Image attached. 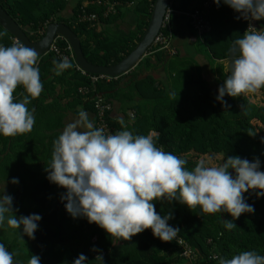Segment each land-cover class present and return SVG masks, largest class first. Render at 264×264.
<instances>
[{"label": "trees", "instance_id": "trees-1", "mask_svg": "<svg viewBox=\"0 0 264 264\" xmlns=\"http://www.w3.org/2000/svg\"><path fill=\"white\" fill-rule=\"evenodd\" d=\"M70 1L0 0V6L30 42L40 41L47 25L63 24L78 37L89 63L110 67L139 43L155 0H100V5L99 0H84L72 6ZM188 2L180 0L179 9L186 11ZM105 4L114 5L113 12L106 17ZM82 10L85 15L95 14L97 20L79 21ZM171 17L172 14L170 22ZM207 18L210 31L201 39L194 31L191 34L195 45L193 57L190 53L192 58L179 52L170 55L152 45L127 74L101 80L94 86L72 61L70 69L56 75L53 61L61 60L52 53L38 58L35 66L40 70L43 90L27 106L34 109L33 129L11 137L0 134V185H7V195L13 198V214L17 218L31 214L41 217L34 238H30L23 227H8L7 217L13 214L6 213L5 225H0V243L13 253L14 264H28L31 255L38 256L40 264H73L80 254L87 258L86 264H100L96 260L98 255L103 257L102 264H218V259L211 257L230 259L243 251L264 256V196L257 197L259 190L243 194L254 212L243 213L236 219L223 210L206 214L200 206L189 209L179 200H154L161 217L171 213L167 223L180 229L177 238L192 251L188 260L179 252L170 256L168 251L175 242L160 240L151 229L123 240L89 223L86 217L74 218L66 210L67 201L61 199L67 190L47 178L53 141L58 138L65 118L78 116L79 107L92 115L95 125V96L112 107L106 115L111 134L125 129L133 135L155 133L156 146L185 159L188 170L207 157L216 162L218 159L220 164L223 159L238 156L250 162L258 158L259 170L264 172V88L237 97L225 94L226 105L217 100L219 88L231 75L227 69L232 59L230 49L235 40L243 38L246 24L223 0L219 6L214 4ZM13 41L0 27V46L10 47ZM57 44L62 51L68 47L62 39ZM194 56L210 67L214 84L206 79ZM80 87H93L94 92L80 95ZM22 94L26 93L19 86L14 93L16 102L22 100ZM229 172L235 177L233 169ZM13 178L18 183L13 184ZM225 221L236 227L227 229Z\"/></svg>", "mask_w": 264, "mask_h": 264}, {"label": "clouds", "instance_id": "clouds-1", "mask_svg": "<svg viewBox=\"0 0 264 264\" xmlns=\"http://www.w3.org/2000/svg\"><path fill=\"white\" fill-rule=\"evenodd\" d=\"M219 6L221 0H214ZM223 3L241 13L244 18L264 19V0H223ZM231 75L218 90L217 100L226 105L224 96L255 94L264 88V30L245 32L234 41L230 49ZM39 55L18 39L10 47L0 46V134L11 137L32 131L35 124L34 109L27 107L31 99L40 96L43 84L37 66ZM55 74L60 75L73 65L67 57L53 61ZM22 86L26 94L16 102L14 93ZM121 125L124 122L120 121ZM187 161L162 147H157L151 135H133L127 129L105 134L97 128L88 113L80 110L78 119L67 124L53 141L50 165L46 168L50 182L67 190L66 210L74 218L86 217L110 236L130 240L151 229L155 237L164 242L177 238L180 229L169 226L171 213L161 217L153 201L179 200L189 209L200 206L203 213L215 214L222 210L234 219L243 213H253L254 207L245 202L244 193L259 190L264 196V172L258 158L250 162L238 156L223 159L220 164L200 159L192 170ZM229 169L236 173L235 177ZM13 184L18 179L13 178ZM13 198L0 197V225L6 213H12ZM41 217L31 214L17 218L7 217L8 227L20 229L34 238ZM229 230L236 227L225 221ZM218 259V264H264V256L255 251H243L230 259ZM80 254L73 264H86ZM96 260L102 264L103 257ZM0 264H14L13 253L0 243ZM28 264H40L31 255Z\"/></svg>", "mask_w": 264, "mask_h": 264}, {"label": "water", "instance_id": "water-1", "mask_svg": "<svg viewBox=\"0 0 264 264\" xmlns=\"http://www.w3.org/2000/svg\"><path fill=\"white\" fill-rule=\"evenodd\" d=\"M172 0H155L148 25L135 48L119 63L110 67H99L89 63L84 57L78 37L65 25L49 24L44 36L38 42L32 43L19 28L16 22L0 6V27L14 40H19L25 46L35 49L40 57L48 53L50 45L57 37L64 40L74 56V64L81 71L89 75H103L116 79L131 71L147 54L157 37L162 22Z\"/></svg>", "mask_w": 264, "mask_h": 264}, {"label": "built area", "instance_id": "built-area-1", "mask_svg": "<svg viewBox=\"0 0 264 264\" xmlns=\"http://www.w3.org/2000/svg\"><path fill=\"white\" fill-rule=\"evenodd\" d=\"M97 4L98 5L101 4L100 0L97 2ZM214 4H215L214 0H205L198 8L194 9L188 15L189 24L199 39H201L204 34L210 31V24H209L207 16H208L209 10L214 6ZM105 6L107 8H106V12L104 13V16L106 17L108 13L113 12L114 5L105 4ZM233 11L245 22L246 32L251 33L253 31H258L260 20L251 19L250 16L249 18L246 19L242 16L241 13L236 12L234 9ZM172 13H173V10L170 4L169 8L166 10L161 29L153 43V45L159 46L158 50H166L168 54L170 55H173L175 53V50L170 45V40H171L170 16ZM95 20H97V17L95 14L85 15L83 10H82V15L79 16V21H82V22H93ZM59 39L61 38L57 37L53 40L48 50V53H52L53 56L56 57L58 60H62V58L67 57L69 61H72L74 63V56H73L71 49L67 47L65 50L62 51L58 47L57 40ZM78 70L82 76H85L88 79V82L90 83L91 86H94L96 83H98L101 80L110 79L103 75H89L81 71L80 69ZM91 88L93 90H90L86 87H80L78 89V94L86 95L91 92L93 93L94 88L93 87ZM92 100H93L92 104H93V108H94L95 116H96L95 117V127L97 128L103 127L105 130V134H111L110 127L108 126L106 122V115L111 113L112 111L111 105L104 103L98 96H95L94 98H92ZM152 134H154L152 137L156 135L155 133H151L150 135ZM173 241L175 242V246L179 254L183 258L190 260L192 258V251L184 243V241L179 238H176Z\"/></svg>", "mask_w": 264, "mask_h": 264}, {"label": "crops", "instance_id": "crops-1", "mask_svg": "<svg viewBox=\"0 0 264 264\" xmlns=\"http://www.w3.org/2000/svg\"><path fill=\"white\" fill-rule=\"evenodd\" d=\"M78 1H84V0H71L70 6L76 4ZM179 1L180 0L171 1V3L174 6L172 8L173 13H172L171 22H170L171 23L170 24L171 25L170 45L175 50V52H179L181 56L190 57L191 56L190 53H191L193 57L194 54L192 50V44H194V38H192L191 36L193 30L189 24L188 15L190 12H192L193 9L197 8L205 0H189L186 11H182L179 9V6H178ZM261 30H264V19H261L259 22L258 31H261ZM77 111H80L79 107L77 108ZM88 116H89V119L93 122L92 115H88ZM76 119H78V116L66 117L64 120L62 129L59 131V135L62 133L63 129L65 128L67 124L75 121Z\"/></svg>", "mask_w": 264, "mask_h": 264}, {"label": "rangeland", "instance_id": "rangeland-1", "mask_svg": "<svg viewBox=\"0 0 264 264\" xmlns=\"http://www.w3.org/2000/svg\"><path fill=\"white\" fill-rule=\"evenodd\" d=\"M194 47H195V45L194 44H192V50H194L195 51V49H194ZM199 49V48H198ZM198 49H196V51L198 50ZM193 51V52H194ZM202 51V50H201ZM199 51H197L196 53H198ZM195 53V52H194ZM187 57V56H186ZM195 59H196V61L197 62H199V64L201 65V67L203 68V74H204V76L206 77V79L210 82L211 81V83H213L214 84V82H213V77H214V75L212 76L211 74H210V72H209V69H210V67L206 64V62L205 61H203L202 60V58H199L198 56H196V57H194ZM191 65V69L194 67L192 64H190ZM226 66V65H225ZM225 68H227V67H225ZM216 68H214V70H215ZM227 69H229V71H230V68H227ZM226 70V69H225ZM215 73H216V71H215ZM154 134H152L151 136H153ZM207 160L206 161H211V163L212 164H218L219 163V160L218 159H216L217 160V162L215 161V159L214 158H209V157H207L206 158ZM7 185H0V197H2V195H7ZM5 225V224H4ZM2 230V228H1V226H0V231ZM8 234H10L9 232H8ZM10 237H11V234H10ZM169 253V255L170 256H175V255H177L178 254V250L176 249V247L174 246V247H172L171 249H169V251H168Z\"/></svg>", "mask_w": 264, "mask_h": 264}]
</instances>
